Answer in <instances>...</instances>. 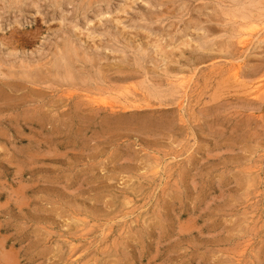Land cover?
<instances>
[{"label": "rangeland", "instance_id": "rangeland-1", "mask_svg": "<svg viewBox=\"0 0 264 264\" xmlns=\"http://www.w3.org/2000/svg\"><path fill=\"white\" fill-rule=\"evenodd\" d=\"M0 264H264V0H0Z\"/></svg>", "mask_w": 264, "mask_h": 264}, {"label": "bare ground", "instance_id": "bare-ground-1", "mask_svg": "<svg viewBox=\"0 0 264 264\" xmlns=\"http://www.w3.org/2000/svg\"><path fill=\"white\" fill-rule=\"evenodd\" d=\"M259 25V24H258ZM258 25H256V26H258ZM255 26V27H256ZM255 27L253 28V26H252V28L247 32V33H245V32H243L244 34V36H243V38L246 40V37H250V36H252V34H253V32H254V30H255ZM257 28V27H256ZM256 34H257V32H256ZM248 40H249V38H247ZM241 40H243V39H241ZM247 41V40H246ZM248 42V41H247ZM245 43V42H244ZM243 43V41H242V44H244ZM237 77V76H236ZM185 84V83H184ZM183 88V87H182ZM181 88V89H182ZM186 88V87H185ZM261 88V87H260ZM257 89H259V88H257ZM257 89H256V91H257ZM262 89V88H261ZM184 91V90H183ZM255 93V92H254ZM109 102V101H108Z\"/></svg>", "mask_w": 264, "mask_h": 264}]
</instances>
